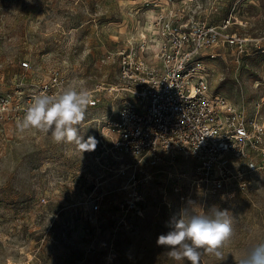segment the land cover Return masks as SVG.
I'll return each instance as SVG.
<instances>
[{"label":"rangeland","instance_id":"374dc122","mask_svg":"<svg viewBox=\"0 0 264 264\" xmlns=\"http://www.w3.org/2000/svg\"><path fill=\"white\" fill-rule=\"evenodd\" d=\"M161 0H0V93L22 80H47L54 69L67 78L64 89L87 91L97 82L117 81L111 54L138 37ZM190 16L227 22L248 39L241 63L232 51L208 59L211 90L246 104L263 127V142L251 160L232 161L221 192L198 186L194 162L181 155L177 168L151 165L136 184L113 158L108 114L121 102L104 94L88 105L80 134L94 137V151L56 142L50 133L0 125V264H188L156 244L165 226L188 199L229 209L235 235L218 261L202 251L200 264H237L240 253L264 242V0H175ZM155 3L153 6H146ZM256 45V46H255ZM27 61L29 66H22ZM114 108V109H113ZM115 116V115H114ZM241 173V174H240ZM137 189V210L127 209ZM225 199H221V197ZM99 204V209L94 205Z\"/></svg>","mask_w":264,"mask_h":264},{"label":"built area","instance_id":"2783aa9c","mask_svg":"<svg viewBox=\"0 0 264 264\" xmlns=\"http://www.w3.org/2000/svg\"><path fill=\"white\" fill-rule=\"evenodd\" d=\"M230 26L208 15L190 16L175 0H161L145 22L137 20L138 37L111 54L118 62L117 81L97 82L88 91L91 107L106 93L121 102L108 114L105 132L111 135L110 148L120 171L126 174L130 169L134 184L141 181L140 175L142 180L149 177L151 165L177 168L183 155L194 162L199 187L211 183L214 192H221L230 179L229 164L249 161L259 151L263 127L248 115L247 105H236L211 90L208 59L227 50L241 63L251 52L248 39L230 32ZM66 84L63 71L54 69L47 80H22L1 92L0 125L17 127L36 95L62 92ZM141 196L137 189L130 191L127 209L137 210Z\"/></svg>","mask_w":264,"mask_h":264},{"label":"clouds","instance_id":"9594fccd","mask_svg":"<svg viewBox=\"0 0 264 264\" xmlns=\"http://www.w3.org/2000/svg\"><path fill=\"white\" fill-rule=\"evenodd\" d=\"M90 102L89 92L74 86L59 93L41 92L33 98L17 128L21 132L37 129L50 133L56 142H74L83 146L84 151H94L97 141L91 136L85 139L79 128ZM234 223L235 216L229 209L216 205L206 208L188 199L166 222L169 231L160 234L156 244L166 247L167 255L177 262L200 264L201 250L224 261L222 249L234 238ZM237 264H264V242L244 249Z\"/></svg>","mask_w":264,"mask_h":264}]
</instances>
